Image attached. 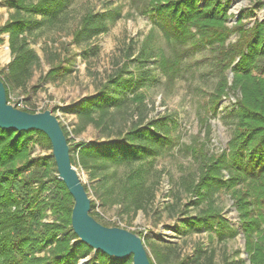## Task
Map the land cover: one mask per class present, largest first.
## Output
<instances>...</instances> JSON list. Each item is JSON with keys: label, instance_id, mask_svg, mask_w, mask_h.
I'll return each instance as SVG.
<instances>
[{"label": "trees", "instance_id": "1", "mask_svg": "<svg viewBox=\"0 0 264 264\" xmlns=\"http://www.w3.org/2000/svg\"><path fill=\"white\" fill-rule=\"evenodd\" d=\"M7 1L17 10V15L0 27V34H9L12 52L6 78L2 79L10 102L11 89L26 87L39 62L27 38L20 35L31 32L43 21L35 18L37 14H42L43 19L55 20L66 10L67 0ZM230 2L145 0V6L156 13L168 39L187 42L193 38L218 44L215 50L219 80L208 99L212 115H217L218 104L224 96L236 95L234 127L226 149L209 154L204 144H185L198 168L188 178H182L180 184L193 198L191 203L196 206L197 213L185 215L182 227L197 232L214 231L220 242L234 237L236 229L216 206L218 194L226 192L239 213L248 262L224 253L219 264H264V19L248 25L243 19L253 12L241 10L230 27L227 25L231 19ZM258 5H262L260 1ZM21 9L29 13L27 18H22ZM106 15L108 13L88 11L74 32L73 42L87 44L101 33L105 29ZM233 33L237 34L236 40L227 44ZM148 46L135 58H131L133 51L128 49L126 62L129 63L123 62L94 94L83 97L77 104L79 119L74 131L81 133L88 125H93L104 137L103 141L71 143L70 132L61 123L73 164L88 171L92 188L103 205L107 200L104 193L98 191L106 189L110 181L120 183L121 190L124 189L119 205L127 214L145 210L155 199L158 180L151 179L159 174L155 162L163 145L172 143L169 122L147 114V94L143 88L148 85L147 80L155 79L151 75L153 68L146 65L151 56ZM96 48L87 46L84 55ZM159 58L157 63L169 79L168 72L173 73L178 62L162 54ZM65 68L59 65L47 76ZM229 69L233 73L232 84L227 74ZM24 104L26 107L21 109L38 111ZM199 119L209 135L207 119ZM118 124L121 127L115 129ZM36 139L52 148L42 131L19 132L0 127V264H78L93 252V248L73 241L78 238L71 225L73 196L59 179L53 158L31 157L30 143ZM20 161L22 164L16 166ZM122 166L128 170L118 176L116 169ZM25 172L27 174L18 178L19 173ZM84 186L89 193V187L85 183ZM91 208V214L98 221L117 226L103 222L93 199ZM49 214L52 220H47ZM136 233L144 237L146 246L149 242L153 245L155 259L148 251L151 264H217L216 249L203 243L198 242L190 254L182 257L176 253L175 243L159 242L142 231ZM41 251L46 254L37 255ZM87 264H132V256L117 260L97 251Z\"/></svg>", "mask_w": 264, "mask_h": 264}, {"label": "rangeland", "instance_id": "2", "mask_svg": "<svg viewBox=\"0 0 264 264\" xmlns=\"http://www.w3.org/2000/svg\"><path fill=\"white\" fill-rule=\"evenodd\" d=\"M29 1L38 0H27ZM259 1L262 5H258ZM263 4L264 0H231L228 10L231 19H228L227 25L231 27L241 10H244V13L253 12L243 19L248 25L254 24L255 20L264 19ZM53 7L55 8V5ZM65 9L55 20L43 19L42 14H37L35 18L43 21L37 24L32 33L20 35L27 38L37 53L39 62L26 87L11 89L10 102L17 104L18 108H24L26 102L38 111L52 110L70 132L71 143L81 140L101 142L104 137L93 125H88L81 133L74 131L79 119L77 104L83 97L94 94L98 86L105 83L108 76L126 62L128 49L133 51L131 58H135L142 52L143 47L149 45L151 56L146 65L153 68L151 75H154L155 79L147 80L148 85L143 88L147 94V114L148 117H162L167 120L171 125L169 136L172 138V143L163 145L162 152L155 162L159 173L151 178L158 180L154 189L155 199L145 210L127 214L119 205L124 189L121 190L120 183L113 184L110 181L106 189L98 191L100 194L104 193L107 200L106 205H103L92 188L93 182L88 171L76 166L80 177L89 187V195L95 200L96 211L100 213L104 223L122 226L134 232L142 231L147 237L152 236L159 242L175 243L176 253L182 257L190 254L194 245L199 242L216 249L217 264L221 262L224 253L248 262L239 213L228 193L218 194L216 206L236 229L237 234L234 237H227L225 241L220 242L214 231L197 232L192 228L182 227L181 221L185 215L197 213L196 206L191 203L193 198L180 184L182 178H188L198 168L185 144L197 142L200 146L204 144L209 154L219 153L227 148L234 127L235 94L230 93L222 98L218 104L217 115H212L208 106L210 92L219 80L215 50L218 44L211 45L193 38L187 42L176 38L168 39L156 13L145 6V0H67ZM90 10L108 13L105 29L87 44L77 45L73 42L74 32L80 26L82 17ZM16 13V8L7 0H0V27L11 21ZM20 14L22 18L29 16L25 9H21ZM236 38L237 34L233 33L226 43L234 42ZM89 45L97 48L94 52L88 50L85 56L84 50ZM161 50L164 53H161ZM159 54L178 62L176 70L173 73L168 72L169 79L157 63L161 59ZM11 59L9 34L2 33L1 79L6 78L7 66ZM59 65L66 68L48 77L50 70ZM227 74L232 84V70L229 69ZM199 117L207 119L209 135L206 127L201 125ZM120 127L121 124H118L115 129ZM30 145L31 157L43 155L53 158L52 148L48 143L36 139ZM21 164L22 161L16 166ZM127 170L126 166L119 167L116 169L117 175L121 176ZM23 174L27 173H19L18 178ZM52 219L53 216L49 214L47 220ZM73 241H79V238ZM148 244L146 248L155 259L153 245L150 242ZM45 254L46 251L37 253L41 256ZM94 255L93 250L87 257L91 259ZM78 264H81V259Z\"/></svg>", "mask_w": 264, "mask_h": 264}, {"label": "water", "instance_id": "3", "mask_svg": "<svg viewBox=\"0 0 264 264\" xmlns=\"http://www.w3.org/2000/svg\"><path fill=\"white\" fill-rule=\"evenodd\" d=\"M0 127L19 132L39 130L44 132L52 146V156L57 173L74 199L71 225L79 241L95 252L117 260L132 256V264H151L144 237L122 226H107L91 214V197L76 166L72 162L70 145L59 117L52 110L30 112L9 102L4 81L0 78ZM89 257L81 259L87 264Z\"/></svg>", "mask_w": 264, "mask_h": 264}, {"label": "built area", "instance_id": "4", "mask_svg": "<svg viewBox=\"0 0 264 264\" xmlns=\"http://www.w3.org/2000/svg\"><path fill=\"white\" fill-rule=\"evenodd\" d=\"M24 107H26V105H24Z\"/></svg>", "mask_w": 264, "mask_h": 264}]
</instances>
